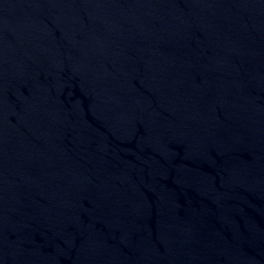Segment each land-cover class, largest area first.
<instances>
[{"label": "water", "instance_id": "1", "mask_svg": "<svg viewBox=\"0 0 264 264\" xmlns=\"http://www.w3.org/2000/svg\"><path fill=\"white\" fill-rule=\"evenodd\" d=\"M0 264H264V0H0Z\"/></svg>", "mask_w": 264, "mask_h": 264}]
</instances>
